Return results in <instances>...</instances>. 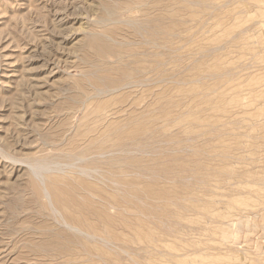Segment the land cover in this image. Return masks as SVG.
I'll return each mask as SVG.
<instances>
[{
  "label": "rangeland",
  "instance_id": "obj_1",
  "mask_svg": "<svg viewBox=\"0 0 264 264\" xmlns=\"http://www.w3.org/2000/svg\"><path fill=\"white\" fill-rule=\"evenodd\" d=\"M0 264H264V0H0Z\"/></svg>",
  "mask_w": 264,
  "mask_h": 264
},
{
  "label": "bare ground",
  "instance_id": "obj_2",
  "mask_svg": "<svg viewBox=\"0 0 264 264\" xmlns=\"http://www.w3.org/2000/svg\"><path fill=\"white\" fill-rule=\"evenodd\" d=\"M101 83V82H100ZM16 119V118H15ZM17 120V119H16ZM19 121V120H18ZM19 124V123H18ZM247 217V216H246ZM245 217V218H246ZM248 218V217H247ZM250 221V220H249ZM240 224H242L241 222H240ZM239 225V224H238ZM246 225V224H245ZM256 225V224H255ZM250 226V225H249ZM235 231V230H234ZM234 231H233V234H234ZM237 234H239L238 232H237ZM235 236H236V233H235ZM232 237H233V235H232Z\"/></svg>",
  "mask_w": 264,
  "mask_h": 264
}]
</instances>
